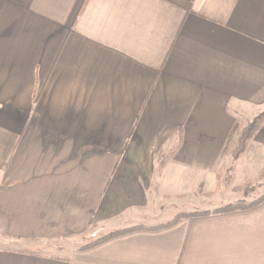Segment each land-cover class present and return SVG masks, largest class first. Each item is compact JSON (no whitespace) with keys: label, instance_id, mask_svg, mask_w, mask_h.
Returning a JSON list of instances; mask_svg holds the SVG:
<instances>
[{"label":"crops","instance_id":"crops-1","mask_svg":"<svg viewBox=\"0 0 264 264\" xmlns=\"http://www.w3.org/2000/svg\"><path fill=\"white\" fill-rule=\"evenodd\" d=\"M262 107L264 0H0V264H264V201L24 247L171 217Z\"/></svg>","mask_w":264,"mask_h":264},{"label":"rangeland","instance_id":"rangeland-1","mask_svg":"<svg viewBox=\"0 0 264 264\" xmlns=\"http://www.w3.org/2000/svg\"><path fill=\"white\" fill-rule=\"evenodd\" d=\"M263 111L264 107L257 110L256 114H254V116H252L251 118L246 117L245 120L242 121V123L239 125L237 137L234 139L233 142H236L238 140V137L241 134L244 126H246L249 122L253 120L257 121L260 118L256 124V127L253 128V131L249 138L245 140L244 149H242L241 152L237 155L232 153V148L228 150L230 152L231 158L236 159V163L234 165L232 164L229 168L222 170L218 181H204V191H202L201 185L198 187L197 192H199V198L203 200L200 201L199 198L197 199V197L193 196L192 198L195 200L181 202L177 196H174V204L172 205L173 208L171 209L173 214L171 217H168V214L165 215V213H169L168 211H163L162 215H160L162 213L161 212L159 213L160 216H157L154 219L149 218L144 223H133L130 226L133 227L140 224L146 226H156L159 224H164L170 221L178 213L189 214L192 212H200L207 210L211 212L210 214H216L217 212H212L216 208L222 207L227 204H235L240 202L248 203L250 201L256 200L261 195H263L264 138L261 142L258 141L260 140V137L257 138V133L260 131L264 123V116L262 114ZM202 195H204V197ZM130 226H125L122 228ZM114 230L99 231L98 229L91 227L86 233L80 236H63L29 242L24 241V247L34 248L37 251L52 254H57L60 252L66 253L74 249L78 250V247L84 245L89 240Z\"/></svg>","mask_w":264,"mask_h":264},{"label":"trees","instance_id":"trees-1","mask_svg":"<svg viewBox=\"0 0 264 264\" xmlns=\"http://www.w3.org/2000/svg\"><path fill=\"white\" fill-rule=\"evenodd\" d=\"M263 116H264V111H263ZM260 119V118H259ZM259 119L253 120L251 122H249L246 126H244L241 134L238 137V140L236 142H233L231 147L233 150V154L237 155L241 152L242 149H244L245 147V140H247V138H249V136L251 135L253 128L256 127L257 122L259 121ZM177 129V127H176ZM174 128V130H176ZM234 147V148H233ZM161 165V163H160ZM161 167V166H160ZM264 201V194L261 195L259 198H257L256 200L250 201L248 203H235V204H227L224 205L222 207L216 208L214 209L212 212H230V211H235V210H243V209H248V208H252L255 207L257 205H259L260 203H262ZM211 212L205 210V211H200V212H192L189 214H185V213H178L176 216H174L170 221L164 223V224H159L156 226H146V225H136L133 227H126V228H121V229H117L108 233H105L103 235H99L94 239L89 240L88 242H86L84 245L78 247V250H85V249H89L92 248L94 246H97L105 241H107L110 238H114L116 236H120L132 231H136L139 229H147V230H154V229H161L164 227H169L174 225L177 221H179L182 218H192V217H197V216H206L208 214H210Z\"/></svg>","mask_w":264,"mask_h":264}]
</instances>
